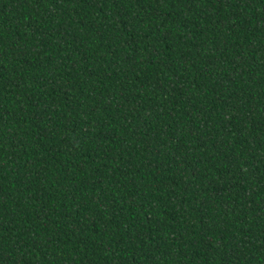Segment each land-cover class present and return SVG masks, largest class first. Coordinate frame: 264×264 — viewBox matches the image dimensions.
Returning a JSON list of instances; mask_svg holds the SVG:
<instances>
[{
	"label": "trees",
	"instance_id": "obj_1",
	"mask_svg": "<svg viewBox=\"0 0 264 264\" xmlns=\"http://www.w3.org/2000/svg\"><path fill=\"white\" fill-rule=\"evenodd\" d=\"M0 264H264V0H0Z\"/></svg>",
	"mask_w": 264,
	"mask_h": 264
}]
</instances>
